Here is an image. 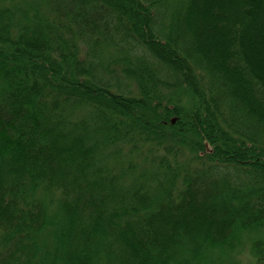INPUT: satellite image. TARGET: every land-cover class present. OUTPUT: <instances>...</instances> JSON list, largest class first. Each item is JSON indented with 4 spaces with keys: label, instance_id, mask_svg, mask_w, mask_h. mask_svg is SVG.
Returning <instances> with one entry per match:
<instances>
[{
    "label": "trees",
    "instance_id": "1",
    "mask_svg": "<svg viewBox=\"0 0 264 264\" xmlns=\"http://www.w3.org/2000/svg\"><path fill=\"white\" fill-rule=\"evenodd\" d=\"M264 264V0H0V264Z\"/></svg>",
    "mask_w": 264,
    "mask_h": 264
},
{
    "label": "rangeland",
    "instance_id": "2",
    "mask_svg": "<svg viewBox=\"0 0 264 264\" xmlns=\"http://www.w3.org/2000/svg\"><path fill=\"white\" fill-rule=\"evenodd\" d=\"M237 264H255L251 254L249 247H245L243 251H240L239 254L236 255Z\"/></svg>",
    "mask_w": 264,
    "mask_h": 264
}]
</instances>
